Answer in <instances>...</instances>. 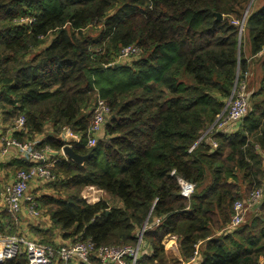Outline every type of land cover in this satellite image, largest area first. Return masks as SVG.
<instances>
[{"label":"trees","instance_id":"16d2710c","mask_svg":"<svg viewBox=\"0 0 264 264\" xmlns=\"http://www.w3.org/2000/svg\"><path fill=\"white\" fill-rule=\"evenodd\" d=\"M129 46L139 54L118 62ZM251 64L260 77L247 89ZM242 81L238 132L201 139ZM98 98L110 115L87 147ZM0 117L15 141L53 152L68 129L87 157L50 159L54 193L37 199L50 228H30L41 244L135 246L146 224L136 264H179L167 262L168 236L189 264H264V197L227 229L233 203L264 185V0H0ZM181 182L193 186L188 198ZM89 187L108 199L87 203ZM3 219L12 223L3 215L1 233Z\"/></svg>","mask_w":264,"mask_h":264},{"label":"built area","instance_id":"2783aa9c","mask_svg":"<svg viewBox=\"0 0 264 264\" xmlns=\"http://www.w3.org/2000/svg\"><path fill=\"white\" fill-rule=\"evenodd\" d=\"M139 54L136 46H129L121 50L118 62L125 61ZM245 78V77H244ZM245 83L238 82L226 103L223 112L201 139L213 132L233 133V126L239 130L242 120L248 112V97ZM110 110L107 104L98 98L91 112V121L86 133V145L92 147L102 133ZM24 119L20 117L15 122V129H23ZM64 133V134H63ZM66 139L70 147L80 143V137L65 129L61 133V139ZM36 142L19 143L12 138L0 137V156L4 157L10 148L16 149L21 158L31 164L27 170L16 171L13 180L3 187L2 199L6 215L16 219L23 207L28 217L36 219L39 217L40 206L37 199L30 195L29 188L33 181L51 183L55 180L52 173L54 162L48 157V149H39ZM216 147V144H212ZM182 195L189 197L193 186L182 183ZM94 191L93 187L87 189ZM83 196L87 203L93 198V193ZM96 191H99L98 189ZM264 197V185L262 188L252 191L243 200H237L232 206L231 221L228 230L239 227L242 223L246 209L259 205ZM160 219H156L154 226H157ZM145 224L141 232L137 234L135 246L126 247H95L90 241H73L68 245H45L38 241L16 235H7L0 232V264L14 259L19 254H24L28 264H136L141 254L142 234L147 229ZM94 259V261H93Z\"/></svg>","mask_w":264,"mask_h":264},{"label":"crops","instance_id":"0c3cea01","mask_svg":"<svg viewBox=\"0 0 264 264\" xmlns=\"http://www.w3.org/2000/svg\"><path fill=\"white\" fill-rule=\"evenodd\" d=\"M250 76L249 77H254L257 76V81H253V83L256 85L258 84V80L260 77V68L258 64H251L250 66ZM257 87V86H256ZM235 131L233 133H237L238 131L236 130L237 127L233 126ZM11 128H9L6 124H4L1 121V117H0V137L3 138H11ZM61 138V135H60ZM39 140L42 139V137L38 138ZM51 153L53 151H50ZM54 153V152H53ZM49 159L52 158H64L62 155L59 156H55L54 154H49L48 155ZM66 159V158H65ZM24 159L21 158V156L19 155V153L17 152L16 149L10 148L8 150V152L5 154L4 157L0 156V189L7 185L8 183H10L13 180L14 174H15V167L16 165H18V162L23 161ZM54 162V161H51ZM9 170H12V172H10ZM48 183H44V182H40V181H33L30 184V190L33 192L35 189L39 188V190L42 192L39 196H46L49 195L47 192H50L48 187L45 185ZM95 189V188H93ZM97 190V189H96ZM93 193V198L90 201V204L97 202L100 199H104V196H107L103 191L99 190ZM51 193V192H50ZM108 198V196H107ZM38 202V201H37ZM116 205L120 206V204L117 202ZM0 206H4L3 205V199H2V193H0ZM40 206V205H39ZM41 208V207H40ZM5 209L3 207V209L0 210V218L5 215ZM44 217V222L42 221L41 217ZM11 218V217H10ZM27 218V214L26 211L23 207L21 213L18 215V217L16 219H12L11 218V222L12 223H8L6 221V219H3L4 222L6 221V225H8L6 227V230H18L20 234H23L29 238H31V240H35L33 234H32V230L30 229L31 227H41L43 229H48L50 228V222L49 219L45 213V211H43V214L40 215V217L34 220L33 224L30 223V221ZM41 219V220H40ZM2 220V221H3ZM36 221V222H35ZM42 222V223H41ZM72 240H63L60 239L58 236L55 239V245H59V244H65L68 245L69 243H72ZM163 247L165 250V254H166V258H167V262L171 263V262H177L179 264H189V262H183L181 256H180V252L178 249V244H177V238L175 236H168L166 237L163 242ZM144 251V250H142ZM145 254L148 253V249L146 248V251H144ZM94 261V259H93Z\"/></svg>","mask_w":264,"mask_h":264},{"label":"rangeland","instance_id":"374dc122","mask_svg":"<svg viewBox=\"0 0 264 264\" xmlns=\"http://www.w3.org/2000/svg\"><path fill=\"white\" fill-rule=\"evenodd\" d=\"M136 56H134V57H132V58H130L131 60L132 59H134ZM125 61H127V60H125ZM124 62V61H123ZM257 76H255L254 75V77H249L248 78V80H246V86H247V89L249 88V85L251 84V83H253V81H257ZM206 132V131H205ZM205 132L202 134V136L205 134ZM10 172H12V170H9ZM52 183V182H51ZM51 183H48V184H45L47 187H48V189H49V191L51 192H47L49 195H53V193H54V191L51 189V186H50V184ZM87 189H89V188H87ZM87 189H85L83 192H82V197L84 196V195H86L87 194V191H89V190H87ZM92 192H94V191H89V193L88 194H91ZM182 192H183V189H182ZM0 193H3V189L1 188L0 189ZM29 193H30V195H32L33 197H35V199H38V196L42 193L40 190H39V188H37V189H35L33 192L30 190V188H29ZM102 197H104V199L105 200H107L108 198H107V196H102ZM241 200H243V199H241ZM86 201V200H85ZM4 205V204H3ZM258 206V205H257ZM3 207L4 206H0V210L1 209H3ZM255 208H256V206L255 207H250L249 209H246L245 210V213H244V216H243V220H242V223H241V225L247 220V218L252 214V213H254V210H255ZM43 211H45L44 210V208H40V210H39V213H40V215L41 214H43ZM40 215H39V217H40ZM8 216V215H7ZM38 217V218H39ZM37 218V219H38ZM26 219H28L29 221H30V223H32L33 224V222H34V220L35 219H33V218H30V217H28L27 216V218ZM41 219H42V221L44 222V217L42 216L41 217ZM40 219V220H41ZM36 222V221H35ZM42 223V222H41ZM5 234H7V235H16V236H19V237H26V238H29V237H27V236H25V235H23V234H20L19 233V231L17 230L16 232L14 231H11V230H6L5 229ZM12 232V233H11ZM58 234V233H57ZM29 239H31V238H29ZM35 239V241H38L39 242V240H38V238H34ZM59 245H61V244H59Z\"/></svg>","mask_w":264,"mask_h":264},{"label":"water","instance_id":"95a60500","mask_svg":"<svg viewBox=\"0 0 264 264\" xmlns=\"http://www.w3.org/2000/svg\"><path fill=\"white\" fill-rule=\"evenodd\" d=\"M217 16V19L218 20H221V16L220 15H216ZM118 67H121L120 64H116L113 66V68H118ZM226 107V105H225ZM225 109V108H224ZM64 134V133H63ZM62 142L65 144L60 151L58 152H48V155L49 154H54L55 156H59V155H62L64 158H66V160H70L76 164H82L84 162V160L87 158L86 156H80L78 154H76L74 151H73V148L68 146L66 144V139L63 137L62 139Z\"/></svg>","mask_w":264,"mask_h":264}]
</instances>
